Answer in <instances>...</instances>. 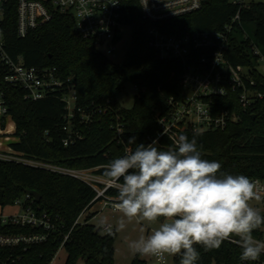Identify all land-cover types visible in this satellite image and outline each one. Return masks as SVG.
<instances>
[{
    "label": "trees",
    "instance_id": "1",
    "mask_svg": "<svg viewBox=\"0 0 264 264\" xmlns=\"http://www.w3.org/2000/svg\"><path fill=\"white\" fill-rule=\"evenodd\" d=\"M121 1L123 24L132 27L131 43L122 62L113 61L93 40L83 37L70 13L55 11L49 22L20 37L16 32V8L14 4L7 8L4 34L9 53L23 55L27 65L56 67L61 76L71 77L77 95L76 107L91 115L88 121H73L72 133L78 131L81 137L64 145L66 108L61 91L28 100L22 88L0 79L15 123L14 135L18 137L11 146L26 157L71 168H97L95 172L103 176V165L124 155L130 137L135 136L137 144H150L160 130L156 112H165L168 99L183 92L181 63L158 58L148 44V30L153 25L173 33L219 31L233 23L236 29L231 34L228 58L233 64L247 66L256 81V89L264 93V75L257 70L258 56L251 50L253 42L264 54V1L208 0L194 12L160 23L142 17L139 0ZM236 15L239 20L233 22ZM244 24L254 27L246 39L240 36ZM126 84L137 89L130 106L118 99ZM116 124L123 126L120 136ZM195 132L200 133L196 140L203 158L220 161L222 172L246 175L251 180L264 179V96L240 120L223 130H185L181 134L191 139ZM157 143L162 149L172 146L166 137ZM29 189L38 191L41 198L36 200L30 196L28 203L58 217L57 230L44 243L32 245L23 252L21 264H50L67 233L64 264H77L80 259L86 264H115L116 233L109 235L91 222L96 211L73 226L96 196L90 185L44 167L0 160V207L23 201ZM106 193L116 195L111 188ZM0 231L9 230L0 227ZM258 234L259 230L254 232ZM197 248L201 255L196 264H236L241 253L240 247L229 241L219 250ZM175 260L179 261L180 257L176 256ZM130 264H146V261L136 255Z\"/></svg>",
    "mask_w": 264,
    "mask_h": 264
},
{
    "label": "built area",
    "instance_id": "2",
    "mask_svg": "<svg viewBox=\"0 0 264 264\" xmlns=\"http://www.w3.org/2000/svg\"><path fill=\"white\" fill-rule=\"evenodd\" d=\"M208 0H139L142 17L153 23H160L200 9ZM245 2V0H232ZM147 3L146 6H144ZM16 8V32L20 37L27 36L32 30L49 22L55 11L72 14L77 31L85 38L93 40L95 46L111 58L120 42L123 32V6L121 0H0V79L6 84L24 90V98L38 100L49 96L55 90L61 91L65 103L66 132L63 144L68 145L81 134L71 130L75 119L88 121L90 113L76 107L77 95L71 77L60 75L56 67L27 65L23 55L13 56L7 50L4 22L7 8ZM239 16L233 18L237 22ZM233 23L219 31L182 30L168 33L164 28L153 25L148 30V44L160 59H172L182 65L180 96L168 99L165 112H156L160 130L151 139L157 141L166 137L173 141L185 130H223L230 123L241 119L242 114L251 110L264 93L256 89V81L250 69L241 64H233L228 58L231 34L235 33ZM243 30L244 39L248 37ZM246 34V35H245ZM251 50L264 58L261 49L251 42ZM219 98L222 99L218 100ZM11 120V122L9 121ZM4 124V125H3ZM12 128L11 129V125ZM14 121L9 111L5 90L0 85V138L15 134ZM117 135L123 126L116 124ZM15 136V135H14ZM123 143V139H119ZM0 139V160L17 161L80 179L90 185L96 196L80 213L73 226L83 222L87 209L94 202H102V207L110 206L114 196L106 193L109 188L97 168H71L39 160H33L22 151L2 149ZM257 185L258 194L264 202V179H252ZM30 195L26 194L24 200ZM23 200V201H24ZM18 200L20 209L8 214L0 213V264H21L23 252L35 244L44 243L57 230L58 217L39 210L31 202ZM95 217V216H93ZM92 217V218H93ZM25 229L15 231V229ZM256 238L264 240V229L259 230ZM69 233L65 234L60 248L64 246ZM236 244L235 241H229ZM237 245V244H236ZM166 261V257L164 262ZM163 262V263H164ZM236 264H264V254L255 262L241 261Z\"/></svg>",
    "mask_w": 264,
    "mask_h": 264
},
{
    "label": "clouds",
    "instance_id": "3",
    "mask_svg": "<svg viewBox=\"0 0 264 264\" xmlns=\"http://www.w3.org/2000/svg\"><path fill=\"white\" fill-rule=\"evenodd\" d=\"M198 135L180 134L163 149L157 141L137 144L130 137L124 155L103 165L105 183L116 193L110 207L118 215L114 224L100 217L98 226L111 235L131 224L145 225L127 247L155 264L169 256L196 264L197 246L219 250L233 240L241 261H258L264 240L254 232L264 229V213L252 203L261 200L257 185L246 175L222 172L220 161L203 158Z\"/></svg>",
    "mask_w": 264,
    "mask_h": 264
},
{
    "label": "rangeland",
    "instance_id": "4",
    "mask_svg": "<svg viewBox=\"0 0 264 264\" xmlns=\"http://www.w3.org/2000/svg\"><path fill=\"white\" fill-rule=\"evenodd\" d=\"M250 1H264V0H245V2H250ZM253 25L251 24H244V31L248 36L252 35L253 31ZM122 38L120 42L117 44V48L114 52V55L111 56V59L115 62H122L126 51L128 50L131 39H132V27L127 25L123 26L122 28ZM245 34V35H246ZM244 33H241L240 36H243ZM257 70L264 75V58L259 59L257 64H256ZM137 93V89L131 85V84H126L122 92L119 94L118 99L119 101L125 105V106H130L132 104V96ZM11 122V120H9ZM7 137L12 138V134L6 135ZM4 137V136H3ZM8 138L5 140L3 139V142L5 144L9 143ZM254 205L257 207H260L262 210V213H264V202L262 200L260 201H253L252 202ZM88 206V205H87ZM102 202H94L88 209L87 213L91 212H97L95 217L91 219V222L95 224L97 227L98 226V221L100 217L102 216H107L109 221L111 223H115V218L118 215V213H113L112 209L110 206H106L102 208ZM20 206L19 204L12 206H6L4 208L0 207V213L2 214H8L11 213L15 210H19ZM145 227V225L141 224H131L128 226V228L124 232L116 233V240H115V250H114V261L115 264H130L133 258L136 255H133L131 251L127 247V241L132 238H136L138 235H140V229ZM103 232H105L102 229ZM66 250L61 247L57 251L56 255L50 262V264H64L66 260ZM140 258L144 259L146 261V264H155V259L152 257H141ZM77 264H86L83 259H80ZM163 264H179V261L175 260V257H166V261Z\"/></svg>",
    "mask_w": 264,
    "mask_h": 264
},
{
    "label": "crops",
    "instance_id": "5",
    "mask_svg": "<svg viewBox=\"0 0 264 264\" xmlns=\"http://www.w3.org/2000/svg\"><path fill=\"white\" fill-rule=\"evenodd\" d=\"M11 125V129H13L12 128V124H10ZM14 128H15V124H14ZM2 129H1V127H0V131H1ZM1 139V142H2V146H1V148L2 149H8L9 147H10V145L12 144V143H14V142H17L18 141V137L17 136H12V138L11 137H8V142L9 143H7V144H5L4 142H3V139L5 140L6 138H4V137H2V138H0ZM102 209V208H101Z\"/></svg>",
    "mask_w": 264,
    "mask_h": 264
},
{
    "label": "water",
    "instance_id": "6",
    "mask_svg": "<svg viewBox=\"0 0 264 264\" xmlns=\"http://www.w3.org/2000/svg\"><path fill=\"white\" fill-rule=\"evenodd\" d=\"M26 194L34 197L36 200H40V198H41L40 193L36 190L29 189L26 191Z\"/></svg>",
    "mask_w": 264,
    "mask_h": 264
}]
</instances>
